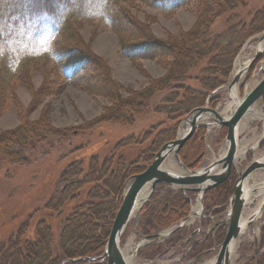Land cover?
<instances>
[{
    "label": "trees",
    "instance_id": "1",
    "mask_svg": "<svg viewBox=\"0 0 264 264\" xmlns=\"http://www.w3.org/2000/svg\"><path fill=\"white\" fill-rule=\"evenodd\" d=\"M30 1L47 7L55 15L62 0ZM163 1L180 5L185 0ZM195 1L198 16L193 27L179 38L167 40L154 36L147 24L130 14L127 17L114 14V31L122 51L133 64L138 65L144 59H171L164 76L128 98L121 97L120 86L112 78L107 63L94 54L72 19L63 13V19L54 21L53 28L60 36V43L55 46L49 41L41 55L53 63L56 79L87 67L92 76L80 87L93 96H108L114 104L86 129L50 128L28 116L49 94L52 83L46 80L33 91V99L19 126L0 133V167L3 164L31 166L35 162L31 152L35 153L49 138L62 136L63 141H70L100 130L106 123L133 124L135 117L150 112L159 118L136 136L115 135L86 148L70 150L72 153L65 164L62 163V170L58 167L52 175L45 173L40 180L32 181L36 182L38 191L50 185L47 199L42 203L39 199L32 201L35 211L26 219H14V223L13 220L5 222L8 208H3L0 213V264H62L66 260L99 256L104 252L126 181L143 172L159 149L176 139L180 124L190 111L204 105L210 93L228 82L244 43L264 31V0ZM28 51L20 58L7 56L0 65V114L9 109L14 89L21 81L17 73H24L29 63L40 59ZM219 98L216 96L214 100ZM160 119L163 120L158 122ZM206 134L205 128L197 129L181 149L180 158L187 167L196 169L202 162ZM131 137L133 142L129 141ZM111 142L116 145L112 146ZM261 148L264 149V141ZM57 173L59 178L54 181ZM235 181L233 174L220 186L206 192L207 212L223 209L233 193ZM83 190H87V194L81 197ZM156 194L143 209L146 231L156 232L185 218L190 212V195H195L169 190L168 195L158 201ZM153 201L158 203L154 205ZM10 225L16 231L8 237L5 234ZM224 233L221 232L219 238ZM197 248L192 250L198 252ZM149 252L162 260L170 251L165 245H150ZM65 264L95 263L82 260ZM259 264H264V256Z\"/></svg>",
    "mask_w": 264,
    "mask_h": 264
},
{
    "label": "rangeland",
    "instance_id": "2",
    "mask_svg": "<svg viewBox=\"0 0 264 264\" xmlns=\"http://www.w3.org/2000/svg\"><path fill=\"white\" fill-rule=\"evenodd\" d=\"M58 8L54 15L47 7L41 4H33L30 0H0V65L7 56L20 58L25 55V51L28 49L31 51H28L31 55H36L35 57L40 58L29 63L24 73L21 71L17 73L21 81L14 89L15 95L12 98L9 109L0 114V133L19 126L33 99V91L39 89L46 80L52 83L49 88V94L42 100L39 108L28 115L31 120L40 121L42 125L54 129L80 131V129H84L89 123L113 106L114 101L108 96H93L80 87L84 81L92 76L91 71L87 67L72 70L66 76L56 79L57 74L53 63L41 55L49 41H52L55 46L60 43V36L54 30L53 25L54 21L64 18L63 13L72 19L76 30H78L84 41L90 45L94 54L107 63L112 78L120 86L119 93L123 98L131 97L134 93L149 86L153 80L164 76L171 59H144L138 65L133 64L122 51L119 37L114 31V14H120L123 17H127V14H130L139 22L147 24L154 36L164 40L179 38L182 33L189 31L198 16V4L195 0H185L180 5L164 2L163 0H62ZM262 33L255 34L249 38L242 46L236 59L246 45L252 44ZM254 52L255 50L251 49L248 55L252 56ZM263 61L264 55L242 77L237 92L239 98H243L246 91L250 90L262 79L264 75ZM234 68L235 63L228 82L210 93L202 106H205L209 101V107L219 108V105L223 103L220 105L219 112L230 114L231 106L225 101L229 92L227 87L232 79ZM216 96H220L217 101L214 100ZM254 108H261V105L258 103ZM262 110L264 112V108ZM157 118H159V115L150 112L146 115L135 117L133 124L114 125L113 123H106L100 130L90 134L86 133L85 136H76L70 141H63L62 136L49 138L35 153L31 152L33 156L31 159L35 161L31 166L3 164L0 167V213L4 207L8 208L5 222H12L13 220L14 223V219H26L35 211L31 207L32 201L39 199L42 203L47 199L50 185H48V189L43 187L42 191H38L36 182L32 181L40 180L45 173L52 175L58 167H61L62 170L64 167H62V163L64 162L65 164V159L72 153H69L70 150L77 151V149L86 148L90 144H96L100 140L112 138L115 135H117L116 137L119 135L126 137L136 136L144 129H147ZM162 120L160 119L158 122ZM260 123V120L245 121L238 138L239 152L242 146L247 145L248 148H251L253 144L261 141L264 136V128L263 124L259 125ZM203 128L207 130L204 140L206 148L203 160L198 168L209 164L212 159L224 152V141L227 133L226 127H216L211 130L207 127ZM179 131L177 137L179 136ZM147 136L148 133L145 134V137ZM129 141L133 142V137ZM110 144L112 146L116 145L113 142ZM261 146L262 143L259 147L254 148L253 151H247L244 158H238L237 166L240 170L245 169L253 158L264 156V149ZM174 167L179 169L176 161H174ZM57 178H59L58 173L53 180L55 181ZM249 185H254L253 187L257 189L263 188L264 171L255 173L251 177ZM173 189L170 185H161V188L156 191L158 201L168 195L167 192L169 190ZM174 191L183 192L177 189H174ZM187 192L191 191L183 193L186 194ZM85 194H87V190L81 191L80 196L82 197ZM254 197H256V200L253 206L246 208V216L255 211L264 200V191H255ZM195 201L196 194L190 195L189 214L195 205ZM148 202L135 214L121 238V247L126 250L130 246L129 254L131 256L133 255L132 249L145 236L164 230L156 232L153 230L146 231L144 226L146 211L143 209ZM156 203L158 202L155 201L153 204L155 205ZM230 206L231 204L227 202L221 211L214 213V211L207 212L204 204L202 214L207 216L205 219L202 216L194 217L192 219H195L194 223L184 226L175 232L174 235H169L155 243L143 244L131 264H208L214 259L219 250L226 234L225 226L209 230L212 233L217 232V234H211L207 230L203 232L199 225H201L202 219L204 227L207 224L209 225L212 222V219L208 217L210 214L217 220L221 219ZM177 223L179 221L167 228L175 226ZM197 228H199V232H196ZM14 231L16 229L10 225L7 227L5 235L9 237ZM223 231L225 233L219 238ZM212 235L216 237L214 238L215 242L212 241ZM201 243L202 247H200ZM214 243L212 252L201 260L195 261V257L199 252H194L192 250L193 247L198 246L197 250L200 247L199 251H205ZM150 245H165V249L174 252L173 261H168L167 256L161 260L158 255L152 252L148 253ZM262 256H264V208L260 219L255 220L253 225L245 232L242 241L237 243L231 264H255V259H260Z\"/></svg>",
    "mask_w": 264,
    "mask_h": 264
},
{
    "label": "water",
    "instance_id": "3",
    "mask_svg": "<svg viewBox=\"0 0 264 264\" xmlns=\"http://www.w3.org/2000/svg\"><path fill=\"white\" fill-rule=\"evenodd\" d=\"M263 34L264 32L261 34L262 38ZM263 55V52L256 51L253 55L251 65L245 69L244 72L239 71L236 75H232V81L227 87L228 91H231L235 86L239 88L242 77L247 74L251 66L258 59L262 58ZM228 98L229 95L227 94L226 101L229 102L230 100ZM226 101L225 103H227ZM208 103L209 101L205 106H199L191 110L180 124V131L184 132V134L181 135L179 133L176 139L165 143L143 172L129 177L125 185L126 190L122 203L116 213L104 252L99 256L66 260L62 264L82 260L89 261L90 263L127 264L121 250L122 235L135 214H137L143 205L153 196L157 185L168 184L174 189L182 190L183 192L191 191L196 193L195 202L200 203V211L194 213V210H192L188 217L179 221V223L166 234L156 233L145 236L143 241H146L148 244L161 241L172 233L177 232L179 229L186 226L194 217L202 216L206 218L207 216L202 214L204 211V195L209 190L224 183L231 177L233 171H235L237 179L235 181L234 191L228 201L231 206L218 221H214L215 217L208 216L213 221L211 229L222 225L227 226L226 234L220 244L219 250L214 259L208 264H231L233 245L242 241L247 231H245L243 225V220L246 218V208L248 206H253L256 200V197H253V200L250 202L246 197L247 193L250 189L253 190V193L258 191L255 187L251 188L249 181L255 173L264 171V156L261 158H253L243 170H240L237 166V160L240 158L238 148L239 127L243 119L253 110L255 105L259 103L261 108H264V77L254 88L245 93L238 103L234 101L236 106L234 112L230 115L225 116L219 112L220 105L223 103L219 105V108L209 107ZM229 104H231V102ZM260 121L261 123L259 125L263 124V120ZM201 127H207L209 130L216 127H226L225 148L222 156L210 161L209 164L202 168L191 169L182 162L180 151L186 142L192 138L196 130ZM263 140L264 136L257 147L260 146ZM250 150L253 151L254 148L251 147L247 149V151ZM170 156L176 161L179 171H173L167 167V164L171 163L168 160ZM146 191L148 195L143 197L142 194ZM263 208L264 200L256 208L258 211L255 210L247 216L249 217L250 226L255 222L256 214L258 212L262 213ZM258 219H260V217ZM213 250L214 249L206 250L203 254H208ZM200 257L201 255L197 256L196 261H198ZM258 263L259 258H257L256 261V264Z\"/></svg>",
    "mask_w": 264,
    "mask_h": 264
},
{
    "label": "bare ground",
    "instance_id": "4",
    "mask_svg": "<svg viewBox=\"0 0 264 264\" xmlns=\"http://www.w3.org/2000/svg\"><path fill=\"white\" fill-rule=\"evenodd\" d=\"M251 49H254L255 50V52L256 51H261V52H263V54H264V34H263V38H262V35H259L258 37H257V39L252 43V44H247L246 45V47L243 49V51H242V53L239 55V57L236 59V61H235V69H234V73L232 74V75H236L237 73H239V71H243L244 72V70L245 69H247L250 65H251V61H252V59H253V55L251 56V55H248V53H249V51L251 50ZM254 52V53H255ZM261 59V58H260ZM262 66H264V61H263V63H262ZM252 67V66H251ZM263 77H264V75H263ZM262 77V78H263ZM232 81V79L230 80V82ZM261 81V80H260ZM259 81V82H260ZM258 82V83H259ZM257 83V84H258ZM230 84V83H229ZM229 86V85H228ZM255 87V86H254ZM254 87H252V88H254ZM251 88V89H252ZM250 89V90H251ZM249 89H248V91H250ZM248 91H246V93L248 92ZM238 86H235L231 91H229L227 94L229 95V102L228 101H226L227 103H230L231 102V104H230V106H231V109H230V114H232L233 112H234V109H235V104H234V101H236L237 103L239 102V100L241 99V98H238ZM233 108V109H232ZM222 115H225V116H227V114H225V113H223V112H220ZM229 114V115H230ZM252 120H263V125H264V112H263V110H262V108H253V110L245 117V119H243V121H242V123H241V125H240V127H239V134H240V130H241V127H243V125H244V123H245V121H252ZM179 133L182 135V134H184V132H181V131H179ZM259 143H255V144H253V148H256L257 147V145H258ZM238 148H239V144H238ZM247 149H248V146L247 145H244V146H242L241 147V150H240V155H239V157L240 158H244V156H245V153H246V151H247ZM223 154V153H222ZM222 154H220L218 157H220V156H222ZM156 155V154H155ZM155 155H154V157H155ZM218 157H215L214 159H216V158H218ZM214 159H212L211 161H213ZM171 163L170 164H167V167L168 168H170V169H172L173 171H179V169L178 168H175L174 167V158L172 157V156H170V158L168 159ZM170 165V166H169ZM161 185H168V184H160V185H157V187H156V191H158L160 188H161ZM235 185V184H234ZM171 187V186H170ZM251 188H253V185L251 186ZM125 190H126V188H124ZM174 190V189H173ZM259 191H264V186H263V188H260V189H258ZM155 191V192H156ZM234 191V190H233ZM148 195V192L146 191V192H143V194H142V196L143 197H145V196H147ZM247 198H248V200L251 202L252 200H253V197H254V193H253V190H249L248 191V193H247V196H246ZM151 199V198H150ZM149 199V200H150ZM148 202V201H147ZM193 209L192 210H194V213L196 212H199L200 211V203H196L195 202V205L192 207ZM256 211H258V209L256 210ZM208 216H211V214L210 215H208ZM259 217H261V212L259 213H257L256 214V219L255 220H257ZM196 218V217H195ZM203 219H205V218H203ZM203 219L201 220V225H199L200 226V228H209L210 227V231H211V223L208 225L207 224V226L206 227H204V222H203ZM195 220V219H194ZM194 220H191V221H189L188 222V224L187 225H189V224H191V223H194ZM131 222V221H130ZM243 225H244V227H245V231L246 230H248L249 229V226H250V224H249V217H247L246 216V218H244V220H243ZM174 228V226H172V227H170V228H165L164 230H162V231H160L159 233H162V234H166L167 232H169L170 230H172ZM212 229H216V228H212ZM209 231V232H210ZM211 234H213V233H216L217 234V232L215 231V232H210ZM171 235H174V233H172ZM165 239V238H164ZM163 240V239H162ZM147 242L146 241H143V239L142 240H140L138 243H137V245L132 249L133 250V255L131 256V254H129V249H130V246L128 247V248H126V250L124 249V248H122L121 247V250H122V254H123V256H124V258H125V260H126V263L127 264H131V262H132V260H134V258L137 256V251H139V249L140 248H142V246H143V244H146ZM131 246H132V244H131ZM236 247H237V244H234L233 245V248H232V256L234 255V253H235V249H236ZM128 251V252H127ZM174 252H170L168 255H167V257H168V261H173L172 259L174 258V254H173ZM95 263V262H94ZM95 264H100V263H95ZM105 264V263H104Z\"/></svg>",
    "mask_w": 264,
    "mask_h": 264
},
{
    "label": "crops",
    "instance_id": "5",
    "mask_svg": "<svg viewBox=\"0 0 264 264\" xmlns=\"http://www.w3.org/2000/svg\"><path fill=\"white\" fill-rule=\"evenodd\" d=\"M214 221H218V220H217V219H215ZM197 229H198L197 231H199V228H197ZM201 229H202V228H201ZM202 230H203V232H205L206 230H207V231H209V230H210V227H209L208 229H206V228H203ZM194 241H196V240H194ZM214 245H215V243H214Z\"/></svg>",
    "mask_w": 264,
    "mask_h": 264
},
{
    "label": "flooded vegetation",
    "instance_id": "6",
    "mask_svg": "<svg viewBox=\"0 0 264 264\" xmlns=\"http://www.w3.org/2000/svg\"><path fill=\"white\" fill-rule=\"evenodd\" d=\"M195 244H196V243H195ZM199 255H201V257H203V256H204V254H203V253H202V254H198V256H199Z\"/></svg>",
    "mask_w": 264,
    "mask_h": 264
}]
</instances>
